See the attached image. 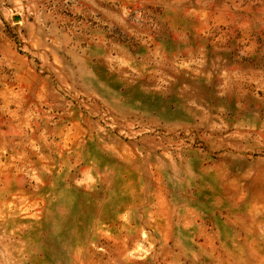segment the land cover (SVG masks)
I'll return each instance as SVG.
<instances>
[{
  "label": "rangeland",
  "instance_id": "obj_1",
  "mask_svg": "<svg viewBox=\"0 0 264 264\" xmlns=\"http://www.w3.org/2000/svg\"><path fill=\"white\" fill-rule=\"evenodd\" d=\"M0 264H264V0H0Z\"/></svg>",
  "mask_w": 264,
  "mask_h": 264
}]
</instances>
